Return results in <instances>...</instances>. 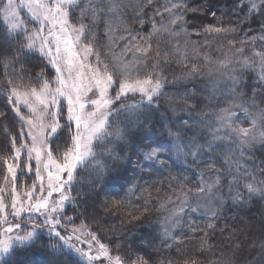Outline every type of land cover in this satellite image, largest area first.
<instances>
[{"label":"snow or ice","instance_id":"1","mask_svg":"<svg viewBox=\"0 0 264 264\" xmlns=\"http://www.w3.org/2000/svg\"><path fill=\"white\" fill-rule=\"evenodd\" d=\"M146 6L154 8L150 16L152 30L147 36L122 26L124 10L129 8L133 18L143 25ZM25 9L30 20L21 15ZM187 10L184 0H171L163 5V11L153 5V0L140 3L134 0H0V39L9 45L7 49L0 46V58L20 61L35 56L45 69L53 71L49 78L41 70L35 78L37 87L23 91L14 86L13 79L7 81L4 96L19 130L10 141L13 155L3 161L4 169L0 170L3 185L0 186V264H37L27 258L29 254L42 255L44 259L39 264H104V261L124 264L90 230L87 239H82L86 225L83 222L75 225L74 218L66 216L64 211L65 203L73 199L70 192L77 169L90 161L95 162L93 190L100 188L103 194L105 188L123 187L126 176L121 171V160L129 165L132 162L111 150L96 151L112 143L108 137L115 135L118 141H124L135 128L148 141L136 161L140 171H152L157 164L167 168L174 150L178 157L191 156L193 162L205 156L214 162V153L221 147L231 148L235 144L243 154L251 140L264 143V111L253 114L244 103L236 102L238 78L235 75H229L226 81L232 85L225 93L230 107L218 108L208 115L203 110L197 112L186 101L184 117L174 119L160 113L161 105L156 101L164 95L165 85L169 83L161 71L172 63L167 58L169 52L187 67L189 41L185 39L183 47L179 42L181 32L185 37L189 35L185 31ZM117 21L121 25L120 35L114 36ZM101 23L107 37L103 52L97 41ZM230 31L234 30L206 26L205 41L194 43L193 47L210 48V39H228ZM155 34L167 35L176 43L161 53L158 41L157 47L153 46ZM121 40L124 43L117 54L114 49ZM228 50L233 57L244 56L243 47L236 48L230 39ZM128 55L131 59L125 58ZM254 55L264 65V50ZM204 59L207 61L208 57ZM10 60L4 61L6 69ZM232 64L233 60L225 53V60L217 63V70L231 72ZM241 66L252 65L244 59ZM197 72L193 64L181 75L190 78ZM260 73L264 80V67ZM15 79L21 80L22 76ZM212 95L215 98V89ZM128 100L133 102L127 103ZM237 110L243 114L242 118ZM120 112L129 113V122L123 128L112 119ZM245 120L251 122L252 128L242 126ZM197 128L199 131H195ZM61 139L63 146L57 143ZM229 175L234 176L229 186L231 192L248 173L243 170ZM18 182L22 190H18ZM220 182L219 174L209 183L201 173L193 198L222 204L223 198L213 192L214 188L220 191L217 187ZM177 186H181L179 180ZM245 188L249 194L264 191L253 184H246ZM190 192L193 190L181 193L184 197L181 207L165 218L166 236L170 231L169 220L184 212L183 203ZM235 199H243L239 191ZM210 211L215 216V211ZM195 230L198 229L193 227ZM78 245H87V250Z\"/></svg>","mask_w":264,"mask_h":264},{"label":"trees","instance_id":"2","mask_svg":"<svg viewBox=\"0 0 264 264\" xmlns=\"http://www.w3.org/2000/svg\"><path fill=\"white\" fill-rule=\"evenodd\" d=\"M186 1L189 4L185 13V31L189 35L185 37V33L181 32L179 42L183 47L184 40L189 41V59L185 67L168 55L172 63L161 71L169 83L165 85L164 95L156 101L161 105L160 113L174 119L184 117L186 101L197 112L203 110L208 115H212L218 108L230 107L227 100L212 102L200 94L203 88L221 74L217 70V63L225 60V53L233 60L230 65L232 71L225 74L238 78L235 99L244 103L245 107L252 103L250 108L264 111V80L260 78V69L264 65L254 55L264 50V14L251 11L246 0ZM209 25L234 30L228 33V39L235 42L236 48L243 47L244 56L236 54L233 57L228 50V39H210V48L194 49V43L205 41L203 29ZM157 41L161 53L168 51L170 44L176 43L174 38L169 41L167 37L159 35L153 38L154 48L157 47ZM0 46L5 49L9 47L2 39ZM205 56L208 57L207 61ZM6 58L10 60V57L0 58V113L4 114L0 116V170L4 169L3 161L13 155L10 141L19 130V124L9 111L4 96L7 81L13 79L14 86L19 88L32 87L37 86L35 78L41 70L49 78L53 74L35 56L27 60H10L7 69L4 66ZM244 59L252 66H241ZM193 64L198 68L197 74L190 78L182 76ZM16 76H22V79L17 80ZM136 100H139V96ZM128 118L129 113L120 112L112 119L118 127L123 128L128 124ZM108 140L112 143H106L96 151L111 150L121 157H127L132 163L129 165L126 160H121V171L126 176V180L122 181L123 187L117 185L105 188L103 194H100V188L93 190V181L96 179L92 168L94 161L77 169L70 192L73 199L65 203L64 211L66 216L74 218L75 225L79 226L82 222L86 225L83 230L85 238L89 230L95 233L113 256L122 258L124 264H140L141 261L147 264H264V257H260L263 254L264 233L258 234L254 225L259 224L260 228L264 225V198L228 204L213 218H198L191 225L176 228L167 236L164 233L163 221L171 209L167 205L177 197H182L181 193L188 189L193 190L188 195L194 194L201 173L205 180H213L219 174L225 186L229 185L231 180L224 170L227 161L222 147L214 153V162L207 156L193 162L191 156L178 157L174 150L167 168L157 164L152 171H140L136 168V161L148 141L143 140L135 128L124 141H118L115 135L108 137ZM57 143L63 146V139ZM241 167L247 170L248 175L245 177L253 175L254 179L249 178L251 183L264 187L261 184L264 181V143L251 149L248 160ZM177 180L181 182L180 187L177 186ZM0 186H3L2 176ZM113 201L120 203L114 204ZM193 227L198 230L193 231ZM27 258L37 264L44 259L38 254H29Z\"/></svg>","mask_w":264,"mask_h":264},{"label":"rangeland","instance_id":"3","mask_svg":"<svg viewBox=\"0 0 264 264\" xmlns=\"http://www.w3.org/2000/svg\"><path fill=\"white\" fill-rule=\"evenodd\" d=\"M135 3H140L141 0H134ZM171 0H153V5H155L156 7H159L161 9V11H163V5L170 3ZM184 2L186 3V6L189 4L188 1L184 0ZM246 3L248 4V7L251 11L253 12H257V11H261V8H264V3H262V0H246ZM255 4L256 8H253L252 5ZM154 8L152 6H146L144 8V23L143 25H141L140 23L137 22V20H135L133 18L132 15V9H125L124 10V17H123V27H127L128 29H130L133 32H140L143 35L147 36L151 30H152V25H151V20H150V16L153 14ZM22 17H24L25 19L30 20L31 17L28 16L27 10H22L21 12ZM165 16H167V13L164 14ZM157 22L160 21V17L157 16L156 17ZM30 27L32 25H29ZM120 21H117V27L114 30V36H119L120 35ZM161 34H155L153 35L152 39L155 38L156 36H159ZM165 37L168 38V40L170 41L171 37L167 36V35H163ZM97 41L100 45L101 51L103 52L104 49V45L107 42V37L105 36V32H104V28H103V24L101 23V27L97 33ZM124 41H119L116 48L114 49L115 53H119L120 52V47L123 45ZM170 43V42H169ZM171 45V44H170ZM169 49V48H167ZM169 56L172 57L171 52H169ZM126 59H131V56L128 55L127 57H125ZM229 75L225 74L224 71L221 70V74L217 75L216 78L213 79V82L209 83L205 88H203L202 91H200V94L202 96L205 97L206 100L208 101H214L217 102V100L221 101V100H227V97L225 95V93H227L228 91L231 90V83H226L227 81V77ZM32 87H37V86H32ZM238 87V82H237V86H236V90ZM30 87H25V88H20L21 91H23L24 89H27ZM215 89V98H213V90ZM237 103H241L240 100H236ZM211 103V102H210ZM248 104V103H247ZM252 103L248 104V111L252 112L253 114L259 112L258 109L254 108L253 105H251L254 110H252L253 108H250L249 105ZM230 101H229V104ZM25 111L26 114V110ZM238 111V115L243 116L242 113ZM62 123V121H61ZM243 127L246 128H252V124L250 121L245 120V122L242 124ZM260 126V122H257V127ZM195 131H199V129H195ZM261 144H263L259 139L256 140H251L249 145L246 146L245 150H243V154H241V149L238 148L237 145L233 144L231 148H228L227 146L222 147L224 149L225 154H223L224 158L226 159V165H225V172H226V176H230V182H234V176L233 175H229V172H232L233 174L237 173L238 171H243L244 167H241L243 165V163L246 162V160H248V154L251 151V149H253L256 146H260ZM93 170H95V164L92 166ZM253 176V175H252ZM252 176H248V177H244L242 179H240L238 181V186H233L232 187V191H229V185H227V187L225 186V183L223 180L220 179V184L217 185V187L220 188V191L217 192L216 188L213 189V192L216 193L217 196L222 197L223 198V203H217L215 201H207V200H197L194 199V194L188 195L187 196V201L183 203V207H184V212L180 213L178 216L176 217H172L169 220L168 223V227L170 229L169 232H172L173 230H175L176 228H181L183 226H189L191 225L194 220L198 219V218H213L216 215H218L219 213H221L228 204H238L241 202H245L247 200H252V199H259V198H264V191H258L255 193H251L249 194L245 188L246 184H253L254 187L257 188H264L263 186H259V184L257 183H251L249 178ZM253 179V178H252ZM209 183L215 181V179L213 180H206ZM18 190H22L21 186L19 185L18 182ZM239 191L242 196L243 199L242 200H237L235 199V193ZM184 201V197H180V199H176V200H172V202L170 204L167 205L169 209L168 214L166 215V217H171V214L173 212H176L180 207L182 202ZM7 202V201H6ZM189 205H191V207H189ZM192 209H196L195 211H193ZM210 209H213L215 211V216H213V211H210ZM165 217V218H166ZM165 221V219H164ZM163 221V228H165V224ZM256 226L257 229V233L258 234H263L264 233V225L261 226L259 224H254ZM261 229V230H260ZM82 239H87L84 236H82ZM47 242V241H46ZM73 243H77L76 241H73ZM81 247H84L87 250V245H78ZM263 254H264V248H263ZM261 254V256L264 257V255ZM104 264H108L107 261H104Z\"/></svg>","mask_w":264,"mask_h":264}]
</instances>
